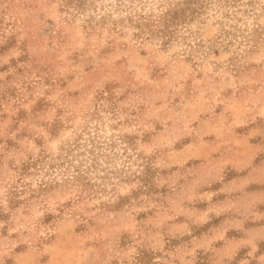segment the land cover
<instances>
[{
	"label": "rangeland",
	"instance_id": "1",
	"mask_svg": "<svg viewBox=\"0 0 264 264\" xmlns=\"http://www.w3.org/2000/svg\"><path fill=\"white\" fill-rule=\"evenodd\" d=\"M140 6L0 0V264H264L214 230L264 137V0L169 44Z\"/></svg>",
	"mask_w": 264,
	"mask_h": 264
},
{
	"label": "crops",
	"instance_id": "2",
	"mask_svg": "<svg viewBox=\"0 0 264 264\" xmlns=\"http://www.w3.org/2000/svg\"><path fill=\"white\" fill-rule=\"evenodd\" d=\"M264 137L252 140L251 150L248 156L252 157L250 164L244 166L231 164L236 174L229 181H224L221 191L223 198H233L234 210L231 215L224 218L222 224L214 230L224 231L232 234L229 241L234 250L239 251L250 248L251 252L259 250V243L264 240ZM235 193L228 194V191ZM223 192V193H224ZM245 202V203H244ZM248 205L240 207L242 204ZM237 254V252H236ZM251 259L242 261L229 260L228 264H250ZM189 264V263H188ZM218 264H225L219 261Z\"/></svg>",
	"mask_w": 264,
	"mask_h": 264
},
{
	"label": "trees",
	"instance_id": "3",
	"mask_svg": "<svg viewBox=\"0 0 264 264\" xmlns=\"http://www.w3.org/2000/svg\"><path fill=\"white\" fill-rule=\"evenodd\" d=\"M138 1L141 6L134 8L128 19L140 34L147 38L159 37L164 44L182 36L181 31L188 27V23L196 20L213 2L225 6L237 3V0H152L156 1L157 8L147 10L146 0Z\"/></svg>",
	"mask_w": 264,
	"mask_h": 264
}]
</instances>
